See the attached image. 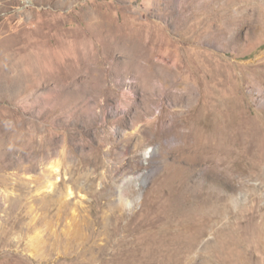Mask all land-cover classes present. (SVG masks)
I'll list each match as a JSON object with an SVG mask.
<instances>
[{
    "label": "rangeland",
    "instance_id": "374dc122",
    "mask_svg": "<svg viewBox=\"0 0 264 264\" xmlns=\"http://www.w3.org/2000/svg\"><path fill=\"white\" fill-rule=\"evenodd\" d=\"M262 230L264 0H0V264H264Z\"/></svg>",
    "mask_w": 264,
    "mask_h": 264
},
{
    "label": "bare ground",
    "instance_id": "6f19581e",
    "mask_svg": "<svg viewBox=\"0 0 264 264\" xmlns=\"http://www.w3.org/2000/svg\"><path fill=\"white\" fill-rule=\"evenodd\" d=\"M234 236L235 237L230 240V243L229 242L225 243L224 255L226 257L231 258V261L235 262L236 264H247L248 263L247 262V255H249V256L252 255L253 251H251L249 248L247 250L243 251L240 248L239 238L237 237L236 234ZM257 237H258V241L255 242L254 248L256 249L255 251H257L259 253L260 257L264 258V230L259 231ZM187 253H188V250H185L184 254L187 255Z\"/></svg>",
    "mask_w": 264,
    "mask_h": 264
}]
</instances>
